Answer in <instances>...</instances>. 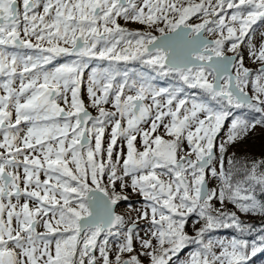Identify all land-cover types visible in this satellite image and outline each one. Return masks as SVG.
I'll use <instances>...</instances> for the list:
<instances>
[{
    "label": "snow or ice",
    "instance_id": "snow-or-ice-1",
    "mask_svg": "<svg viewBox=\"0 0 264 264\" xmlns=\"http://www.w3.org/2000/svg\"><path fill=\"white\" fill-rule=\"evenodd\" d=\"M198 14L202 22L188 23ZM119 19L160 35L130 31ZM260 21L264 0H0V76L7 78L0 84L6 93L0 95V149L7 152H0V264H142L141 255L150 264H169L192 244L198 247L181 264H247V240L205 235L221 228L252 230L236 211L223 208L225 202L239 213L264 216V202L255 195L256 185L264 193V160L238 169L233 154L225 169L229 147L264 126V66L245 67L239 52L247 37L250 56L264 65V41L257 53L250 35ZM216 33L218 39H207ZM228 41L233 56L225 53ZM9 46L37 54L9 52ZM61 55L79 59L45 70ZM92 58L141 60L162 75L178 74L211 102L179 98L182 88H156L143 76L129 82L127 72L118 82L115 67L93 69L87 87L98 111L93 116L80 96L83 69ZM109 104L114 111L105 108ZM232 108L253 115L232 118L218 141ZM161 126L170 139L158 134ZM239 170L246 173L242 180L234 179ZM213 178L218 188L209 187ZM117 181L144 198L139 218L152 225L149 239H140L141 252L127 259L120 254L135 252L138 233L134 226L125 231L124 217L114 211L128 199L116 192ZM193 214L190 226L204 223L191 236L185 228ZM109 237L117 238L120 254L114 258ZM258 252L264 247L253 243L250 255Z\"/></svg>",
    "mask_w": 264,
    "mask_h": 264
},
{
    "label": "rangeland",
    "instance_id": "rangeland-1",
    "mask_svg": "<svg viewBox=\"0 0 264 264\" xmlns=\"http://www.w3.org/2000/svg\"><path fill=\"white\" fill-rule=\"evenodd\" d=\"M231 11L232 10H228L229 15H230ZM221 15H224V13H222ZM126 24L128 25V27H130L132 29V31H136V30L144 31L143 28H145V32H152L154 35H158V31H156L155 29L150 28L148 26L140 25L139 23H134V22H126ZM161 26H163V25H161ZM262 33H264V21H260L257 23V25H254L253 31L250 32V35L252 36V44L257 48V53L259 51V48H260L262 41H264V36L261 35ZM214 36H215L214 39L219 38L218 33L214 34ZM231 43H232V41H228L224 45L225 53H227L229 56L235 55V53L228 51V48H229ZM247 43H248V39L246 37L244 44H242L239 48V52L243 57V64L245 67H247L253 71L259 70L263 65L261 64V62L259 60H256L250 56L249 49L246 47ZM128 62H132V63L136 64L137 60L128 61ZM107 68H109V67H106V66L101 67L98 65L97 66L91 65V66L83 69V74H82V78H81L82 84H81L80 96L84 100L85 106L87 107V109L93 113V116H97L98 111H97V109H95L91 106L89 96L87 93L89 77L91 76L93 69L103 70V69H107ZM149 68H151V67H149ZM118 70L120 72V75L117 77L118 82H120L124 79L123 74L125 72H127L129 82H131L132 80H139L143 76V77H147V78L151 79L152 84L156 88H168V89H172V88L180 89V88H182L183 92L180 93L179 98H189V99L195 98L197 100H203L204 96H207L201 89H199V88L192 89L188 85L183 84V81L180 80L179 76L171 77L168 75H162L158 70L156 72H154L153 74L148 73L147 75H145L144 73H142V71L139 69V67H134V66L128 67L127 69H124V68L120 69L119 68ZM6 79L7 78H0V84H2ZM19 83H20V81L17 78L14 86L18 87ZM246 91H248L250 95L254 92V88L252 87L251 84H249L248 88H246ZM0 95H6V93L2 89H0ZM69 98H70V94H69ZM203 101L211 102L207 99H204ZM147 102L150 103L151 101L149 100ZM60 103H61L62 107H67L66 105H64L62 103V101ZM174 104H175V102H174ZM213 106L215 107L214 103H213ZM105 108L108 110L114 111V109L112 108V106L110 104L105 105ZM231 112H232V116L229 117V120L225 122L224 128L221 130V133L219 134L218 141L221 137H223L225 135L226 130L229 127L230 120L232 118L239 116L241 118L247 119L248 118L247 115H248V113L251 112V110L246 109V108L245 109L232 108ZM167 119L168 118L166 117L165 120L167 121ZM60 122L62 123V120ZM90 125H91V123L89 124V126ZM19 127L22 129L20 135L23 136L26 132L27 125L22 124ZM143 127L147 129L149 127V125L145 124V125H143ZM110 131H111V125L108 126V128L105 132V136H104L105 147L107 146L109 139H110V136H109ZM158 134L164 135L166 139L171 138V137L166 136L165 131L163 129V126H161L158 129ZM0 142H2V135H0ZM93 144H94V140H93ZM118 145H119V141H118ZM137 147L138 148L141 147L139 137L137 139ZM182 148L184 151L188 150V145H187L186 141L182 144ZM118 150L119 149H117L116 151H118ZM263 150H264V126H257L254 130L250 131L248 133V135L242 141H239V142L235 143L234 145H232L231 147H229L228 152L226 154V158H225V169L230 167V165L227 164V158L233 157V154H234V158H236L238 156V154L245 156L246 159L252 158V160H253V159L257 158L256 161H251V165H252L253 162H260L263 160L262 158L259 157V153L263 152ZM116 151H114V155H113L114 160L116 159ZM124 151L126 152V146L124 147ZM0 152H5L7 154L5 149H0ZM179 154L180 153H178V155ZM192 159H195L194 155L192 156ZM216 166L219 170V165L217 164ZM262 170H264V169H262ZM20 171L22 173V168L20 169ZM158 171H160V170H158ZM40 178H41V180H44L46 177L44 176L43 173H41ZM164 178L167 179V177H164ZM125 179L128 180L127 177H125ZM103 183L105 185H107L109 183L107 173H105ZM129 183H130V181H129ZM208 185L210 188H213V187L218 188L219 181L217 179H214V178L210 179L208 181ZM22 187H23V185H22ZM115 189H116V192H119L128 198L127 200H121L120 202H118V207L116 210L117 214L122 215L126 221V223L124 225V230L126 231L128 228H132L134 226L135 231L138 233V235L134 236V240H133V243L135 246V252L134 253H123V254H120L118 252L117 242H116L117 238L109 237L110 248H111L110 258H114L117 254H120L122 259H127L131 255H134V254L141 252L140 239L141 238L142 239H149V235H146V233L150 234V230L152 228V225L150 222V218L148 220L139 218L141 216L142 211L144 210V206L147 204V202L144 200V198L140 194L134 193L130 187L121 189L119 181L116 182ZM23 202L24 201L21 200V203H23ZM213 203H214L215 207L221 208V205L219 204L218 201H213ZM226 203H228V202H225V204ZM225 204H224V206H225ZM30 206H31V203H30ZM233 208L236 209L235 206H233ZM148 211L150 213V209H148ZM193 215H195V214H193ZM193 215H191L188 218V225H186V228H185V231L191 236L196 235V230L199 229L200 227H202L203 223H204L203 220H200L199 223H195V227L190 226L197 219V217L196 216L193 217ZM38 231L43 232L44 229L41 227V228H38ZM103 238H104V236L100 237L99 240H103ZM209 238H211L212 240H222V239L227 240V239H232V238L238 239L237 237H235L233 235H228V234H218V235L210 236L207 233L205 235V239H209ZM120 239H122V237ZM99 240H98V243H99ZM152 243H153V245H157V241L155 239L152 240ZM165 247H167V245H165ZM197 247H198V245H195V244L189 245L178 256L173 257V259L169 262V264H181L182 261H185L189 258V254L192 251H194ZM214 250L217 252L220 251L219 248H215ZM94 254H96L99 257L98 250ZM139 258L142 261V264H150V258L149 257L141 255ZM258 261L259 262H257V263H251V264H264V259H261Z\"/></svg>",
    "mask_w": 264,
    "mask_h": 264
},
{
    "label": "trees",
    "instance_id": "trees-1",
    "mask_svg": "<svg viewBox=\"0 0 264 264\" xmlns=\"http://www.w3.org/2000/svg\"><path fill=\"white\" fill-rule=\"evenodd\" d=\"M140 63L143 66L147 67V71H142V73H144L145 75H147L148 73L153 74L154 72H156V70L149 68L148 65L144 64L143 62H140ZM168 76L177 77L178 74L172 73V74H168ZM250 114L253 115V113L250 112V113H248L247 117H250L251 116ZM259 157L264 160V150H263V152L259 153ZM235 159L237 161V168L238 169H239V166L241 164L250 168L251 167V161L257 160V158H255L253 160H252V158L246 159L245 156L239 155V154ZM245 175H246V173L243 170H239V171H237L236 175L234 176V179L242 180V179H244ZM255 195L257 196L258 199H261V201L264 202V193L261 192L260 186H258V185L255 186ZM233 206L234 205H232L231 203H226L223 208L230 213L233 211H236L241 222H243L245 224L252 225V230L251 231H245V232L241 233L236 228H221V229L214 230V231L208 233V235L214 236V235H218V234H228V235H233V236L237 237L238 239L247 240L249 242V249H248L249 259L247 261V264L257 263V262H259L258 260L264 259V252H258L255 256H251L250 255L251 245L253 243H255L257 246L264 247V242H262L260 239L261 236H264V230H262V229H264V216H260L257 214H242V213H239L236 209H234ZM193 217H195V215H193Z\"/></svg>",
    "mask_w": 264,
    "mask_h": 264
},
{
    "label": "flooded vegetation",
    "instance_id": "flooded-vegetation-1",
    "mask_svg": "<svg viewBox=\"0 0 264 264\" xmlns=\"http://www.w3.org/2000/svg\"><path fill=\"white\" fill-rule=\"evenodd\" d=\"M21 10H22V8H21ZM37 11H41L42 12V6L39 9H37ZM199 17H200L199 14H198V16L192 17L191 20L188 21V23L197 24V23L202 22V21H200L201 19ZM118 22L121 24V26H123V27L127 28L128 30L132 31V29L130 27H128V25L126 24V22L123 19H119ZM143 30L145 31V28H143ZM22 35H23V33H22ZM159 35H160V33L158 32L157 36H159ZM206 35H207V39L215 40L214 39V37H215L214 34H206ZM33 43H37V41H35L34 38H33ZM45 47H47L46 43H45ZM7 50L9 52H15V53H19L21 55H25V54H27V55H36L37 54L36 50H34V49H16V48H13V47L9 46ZM226 55H228V54L226 53ZM78 59L79 58L77 56H74V55H61V56L56 57L54 60H52L51 63H49L47 65H44V68H45V70L52 71L56 67H59V66H61L63 64H70L73 61L78 60ZM140 62H142V61L141 60H137V63L134 64V63L128 62V61L127 62H123V61H121V62H110L108 60H100L98 58H92V59H88V66L87 67H89L91 65H96V66L98 65V66H101V67L106 66V67H109V68L110 67H115L116 69H119V68L120 69H122V68L127 69L128 67L134 66V67H139V69L141 71H147V67L143 66ZM173 74H175V73H173ZM0 78H6V77L0 76ZM92 115H93V113H92ZM102 236H104V235L101 234V237Z\"/></svg>",
    "mask_w": 264,
    "mask_h": 264
},
{
    "label": "water",
    "instance_id": "water-1",
    "mask_svg": "<svg viewBox=\"0 0 264 264\" xmlns=\"http://www.w3.org/2000/svg\"><path fill=\"white\" fill-rule=\"evenodd\" d=\"M89 111V110H88ZM90 112V111H89ZM91 113V112H90ZM92 114V113H91ZM117 207H118V204L116 206H114V211L116 212L117 210ZM117 213V212H116Z\"/></svg>",
    "mask_w": 264,
    "mask_h": 264
}]
</instances>
